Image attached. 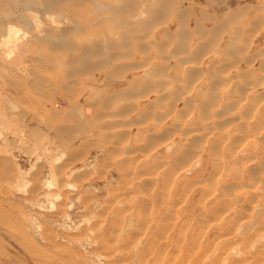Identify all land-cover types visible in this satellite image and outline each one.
<instances>
[{"label": "bare ground", "instance_id": "bare-ground-1", "mask_svg": "<svg viewBox=\"0 0 264 264\" xmlns=\"http://www.w3.org/2000/svg\"><path fill=\"white\" fill-rule=\"evenodd\" d=\"M0 1V46H9L14 39L23 36L40 51L48 48L57 51L56 56L61 59L58 64L64 70H70L68 73L71 75L81 72V66L90 70L107 67L124 56L134 58L136 51L141 52L143 57L145 55L143 60L147 59L145 64L142 60L136 61V58L129 63L123 62V65L117 63L109 71L110 76L125 78V72L144 67L145 77L135 75L134 79L127 80L125 86L112 94H95L96 104L104 109L99 110L100 117L128 118L134 111L137 114L135 122L141 126L144 124V128L139 130L143 131L144 136L137 139L144 140L141 146L148 152L145 159H150V164L139 169L124 157L125 160L115 162L120 170L125 171L121 177L126 180L127 176L139 172L136 177L143 182L148 180L144 184L163 188L161 192L145 190L143 196L140 187L129 193L123 188L109 212V217L116 216L111 228L115 237L124 229H133L140 204L144 211L138 216L142 225L140 233L150 229L154 223L150 212L154 207L155 211L166 209L158 217L163 233L166 229L173 230L177 225L186 224L188 219L175 220L174 213L184 211L185 200L182 197L185 194L199 191L202 198L199 196L193 205L200 215L197 222L199 230L195 231V235L183 233L173 243L180 251H184V246L188 245L187 264H264V157L260 155L261 151L264 154V0H243V13L246 11L243 16L247 15V10L252 12L251 27L243 26V48L236 47L239 44H229L223 52L215 41L216 33L227 30L232 21L238 20L235 13H226L225 17L217 20V16L207 9H199V15L192 16L193 30H188L185 19L191 12L181 14L176 0ZM1 6H4L3 9ZM169 12L175 16L176 34L182 42L196 30L202 34L207 22H210L209 28L216 22V26L212 27V42L205 41L193 46L179 40L174 49H161L162 42L172 32L167 27L162 34L154 29L160 21L162 23L163 14ZM147 37H150L147 44L141 42V46L137 47L132 43L134 39ZM152 46L163 54L158 57L161 62L152 63L154 57L149 53ZM254 46L256 50L252 51ZM224 54H229V61L232 59L235 67L243 63V72H232L233 75L230 71L232 66L224 62ZM171 57L175 59L173 75L169 72L168 64H165ZM46 59L50 65L56 62L49 60L51 58L48 56ZM257 70L261 73L258 72L259 76L254 80L251 74ZM205 76L207 80H204ZM211 77H215L214 81ZM233 77L238 78L236 83L232 82ZM223 90H230V93ZM152 92L155 96L145 101L142 107L133 101L136 96L147 97ZM194 93L199 95V101ZM253 119L256 120L254 123ZM108 120L111 122L114 119ZM110 122L111 125L113 122ZM234 122L237 123L236 134L231 127ZM120 131L124 132V129ZM117 138L125 140V133ZM251 146V154L243 156V148L247 150ZM158 147L161 152L157 156H150L151 151ZM64 156L62 152L58 161ZM209 161L213 169L204 178ZM251 162L258 164L248 166ZM53 163L56 172L57 166ZM167 167L172 168L168 181L160 179V173L166 172ZM230 168H235L233 173ZM156 169L157 177L150 176L148 172L152 174ZM245 176L252 181L257 180L255 184L260 183L263 190H232ZM182 179L184 184L178 187ZM49 181L46 182L47 186L51 184ZM221 181L224 183L223 190H218ZM201 182L203 185L208 183L214 190H190L198 188ZM130 184L133 182L130 181ZM253 185L248 183V187ZM24 186L27 184L24 183ZM104 226L105 219L99 229ZM37 228L41 230V225ZM213 230H218L219 235L210 246L204 239L215 232ZM89 236L91 238L93 232ZM162 241L171 245L173 240L165 235L161 244ZM132 246L124 247L127 253L135 249ZM121 263L127 264L126 261ZM143 263L148 264V258Z\"/></svg>", "mask_w": 264, "mask_h": 264}, {"label": "rangeland", "instance_id": "rangeland-1", "mask_svg": "<svg viewBox=\"0 0 264 264\" xmlns=\"http://www.w3.org/2000/svg\"><path fill=\"white\" fill-rule=\"evenodd\" d=\"M176 1H178L177 9L181 14L191 12L185 19L188 30H193L192 16L197 15L199 9H207L217 16V20L225 17L226 13H235L238 20L233 19L227 30L221 31L220 34L217 32L215 41L219 43L222 52L229 44H239L236 47L243 48V26L251 27L252 21L251 10H247V15L243 16L246 12L243 13V4H245L243 0ZM1 3L0 1V5ZM3 7L1 6V9ZM173 16L174 14L170 12L164 13L162 23L160 21L155 26V32L159 31L162 34L166 27L172 32L162 42L161 49H174L179 40L181 43L193 46L205 41L212 42L214 36L212 27L216 26V22L210 28L208 27L210 22H207L202 34L196 30L193 34H188L189 36L185 39L182 38L184 39L182 42L181 37L176 34L175 16ZM149 38L136 39V41L134 39L132 43L138 47L141 42L144 44ZM255 48L256 46L252 51L256 50ZM149 53L154 57L151 60L152 63L161 62L158 57L160 58L163 54L159 49L152 46ZM56 55L57 51L50 48L46 51L36 49L29 39L23 36L21 39H14L9 46H0V264H122L121 261H126L127 264H144L143 261L147 258L148 264H187L186 252L190 248L186 249L188 245H185L184 251H180L173 243L181 234L183 236V233L191 232L195 235V231L199 230L197 222L200 220V215L197 209H194L195 206L193 207L200 196L199 191L187 193L182 197L185 200L184 211H180V214L174 213V219L178 218L180 221L188 219V222L175 226L173 230L166 229L163 233L158 217L164 214L166 209L155 211L154 207L150 210L154 223L150 229L147 228L140 233L142 225L138 216L144 213L141 204L137 206L138 213L133 229L130 231L124 229L118 237H115L111 230L116 216L109 217V212L112 209V203L117 199L116 196L123 191V188L129 193L140 187L142 196L147 190L157 192L163 190L160 186L157 188V186L144 184L148 183V180L143 182L140 177H136L139 172L127 176L124 180L125 178L121 176L125 171L120 170L115 163L127 159L130 163L132 162V165L136 164L139 169L150 164V159H145L148 152L141 146L144 140L137 139L144 136L143 131H139L144 128V124L141 126L135 122L137 114L132 111L128 118L119 116L117 118L101 116V118L98 112L104 109L100 104L93 105L97 100V94L115 91L125 86L127 80L134 79L135 75L145 77L144 67L125 72V78L118 76L116 78L109 74L115 64L123 65V62H132L134 58L139 62L142 60L141 62L145 64L147 62L146 58L143 60L145 55L143 57L141 52L136 51L134 58L124 56L123 59L120 58L103 68L94 67L85 70L81 66V72L72 75L68 73L70 70L60 67L58 63L61 59ZM228 55L224 54V62L232 66L231 73L243 72V63L238 62L237 64L241 63L240 66H233L235 62L232 59L229 61ZM47 56L51 58L49 60H56V62L50 65L47 62ZM174 60L171 57L165 62L169 66L171 75L174 74ZM158 65L161 66L160 63ZM253 72L251 75L256 80L261 72L258 70ZM210 79L214 81L215 77ZM204 80H207L206 76ZM231 80L236 83L238 78L233 77ZM83 87H87V90L81 92ZM194 95L199 101V95L196 93ZM154 96L155 93L152 92L147 97L136 96L133 101L142 107L145 101ZM72 98L82 106L84 117L86 112L84 120L89 121V125H93L89 134L79 136L75 134L77 126L68 116L70 110H67ZM36 101L40 102V108L33 106ZM52 106L58 109V112L55 113L53 125L49 126L43 119L48 116L45 112ZM63 119H65L64 122H62ZM108 119L116 120L115 122L112 120L113 123L110 125ZM126 119H131V122H127ZM254 119L252 123L257 120ZM231 127H233L232 132L236 134L237 123L234 122ZM117 129L118 132H115ZM119 129H124V132ZM70 133L72 137L69 140ZM124 133L126 141L118 140L117 137L124 136ZM82 149H85L83 154H81ZM252 149V146L247 150L244 147L242 155L245 157L250 155ZM62 152L65 156L58 161ZM158 152H161L159 147L149 154L157 156ZM261 152V157H264L263 151ZM52 163L55 167L57 166L56 172ZM257 164L251 162L248 166ZM212 169V163L209 161L205 167L204 178ZM234 170L235 168H230L231 173ZM156 172L157 169L152 174L148 173L150 176L157 177ZM171 172L172 168L167 167L166 172L160 173V179L168 181ZM128 178L133 184H130ZM48 181L51 182L49 186L46 185ZM256 181L245 176L232 190H263L260 183L255 184ZM24 183L27 186H24ZM248 183L253 187H248ZM183 184L182 179L177 186L180 187ZM223 184L221 181L218 190H223ZM190 190L214 189L208 183L203 185L201 182L198 188ZM104 219L106 226L99 229ZM109 224L110 226L106 228ZM38 225H41V230H38ZM89 231L93 232L91 238ZM213 231L215 232H211L204 239V242L210 246L219 235L218 230ZM165 235L173 240L171 245L165 244L166 241L160 243ZM132 244L135 249L127 253L124 247Z\"/></svg>", "mask_w": 264, "mask_h": 264}, {"label": "crops", "instance_id": "crops-1", "mask_svg": "<svg viewBox=\"0 0 264 264\" xmlns=\"http://www.w3.org/2000/svg\"><path fill=\"white\" fill-rule=\"evenodd\" d=\"M66 90V89H65ZM84 90H87V87H83V89H81V92H83ZM89 90V89H88ZM113 91L108 92L112 94ZM40 102L36 101V104L33 106L40 108L39 105ZM93 105H97L96 102ZM43 109V108H42ZM58 109H56L55 107H51V109H48V111H46L45 113H47L48 116L44 117V121L46 122L45 124L51 126L53 125V121L55 119V113ZM67 110H70L69 112V117H71V120H73V122L75 123V125L77 126V129L75 131L76 136L78 135H85V134H89L90 130L93 129V125H89V121L86 122V120H84L86 118V112H85V117H84V111L82 106H80L77 102L76 99H71L69 102V106L67 107ZM58 112V111H57ZM99 116V115H98ZM97 118V117H96ZM65 119H63L62 122H64ZM87 123V124H85ZM62 134V133H61ZM71 134V133H70ZM74 135V133H73ZM72 134L70 135L69 140L71 139Z\"/></svg>", "mask_w": 264, "mask_h": 264}]
</instances>
